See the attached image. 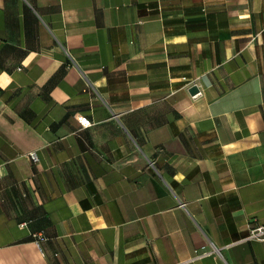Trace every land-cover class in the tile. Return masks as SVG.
I'll return each mask as SVG.
<instances>
[{"label":"crops","instance_id":"0c3cea01","mask_svg":"<svg viewBox=\"0 0 264 264\" xmlns=\"http://www.w3.org/2000/svg\"><path fill=\"white\" fill-rule=\"evenodd\" d=\"M250 225L264 0H0V264H264Z\"/></svg>","mask_w":264,"mask_h":264},{"label":"built area","instance_id":"2783aa9c","mask_svg":"<svg viewBox=\"0 0 264 264\" xmlns=\"http://www.w3.org/2000/svg\"><path fill=\"white\" fill-rule=\"evenodd\" d=\"M29 157L33 163H37L39 161L35 152L29 153ZM245 241H260L264 242V226L263 225H250L249 233L245 238ZM220 254V249L212 245L211 250H203L201 252L196 253V257L202 258L206 256Z\"/></svg>","mask_w":264,"mask_h":264},{"label":"water","instance_id":"95a60500","mask_svg":"<svg viewBox=\"0 0 264 264\" xmlns=\"http://www.w3.org/2000/svg\"><path fill=\"white\" fill-rule=\"evenodd\" d=\"M197 92H198L197 87L192 86L191 89H190V93H191V94H196Z\"/></svg>","mask_w":264,"mask_h":264}]
</instances>
